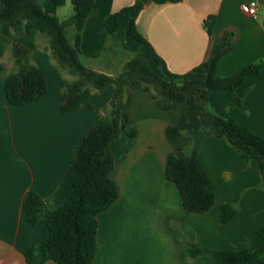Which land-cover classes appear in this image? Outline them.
Instances as JSON below:
<instances>
[{
  "label": "crops",
  "instance_id": "obj_1",
  "mask_svg": "<svg viewBox=\"0 0 264 264\" xmlns=\"http://www.w3.org/2000/svg\"><path fill=\"white\" fill-rule=\"evenodd\" d=\"M257 3L255 16L244 14L240 6ZM135 0H94L80 34V62L87 68L116 77L127 68L134 55L122 45L121 33L105 35L103 19L130 6ZM44 11L65 21L72 15L69 0L55 7L42 2ZM214 16L212 36L204 21ZM137 31L167 69L177 75L206 61L215 37L233 34V50L217 64L216 76L226 78L243 67L264 63V0H179L176 3L144 5L136 18ZM69 44L76 33L65 29ZM37 47V45H36ZM40 47V46H39ZM47 44L35 53V65L42 72L47 92L40 100L26 105H10L0 76V264H27L24 252L48 235L46 220L29 225L22 198L35 192L51 208L62 204L59 185L68 171L80 137L93 128L114 106L111 87L92 93L98 110L60 111L58 88L66 71H58L45 54ZM141 48V47H140ZM241 104L234 106L228 93H212L208 110L222 118H233L264 139V69L249 77L235 91ZM123 105L128 127L136 137L127 143L112 140L114 158L111 180L117 186V201L97 216V251L93 264H213L206 257L188 261L179 240L200 244L212 250H237L243 238L253 251L256 229L264 225V190L256 160L246 162L224 139L209 130L196 141L197 159L209 179L221 184L215 191L213 207L202 214L186 212L175 185L165 178L167 158L179 149L188 150L190 138L200 129L192 118L195 98L190 96L176 109L163 111L149 98L142 85H126ZM177 126L179 141L167 139L166 129ZM232 204L235 217L219 224L220 206ZM43 264H57L51 260ZM248 264H260L252 260Z\"/></svg>",
  "mask_w": 264,
  "mask_h": 264
},
{
  "label": "trees",
  "instance_id": "obj_2",
  "mask_svg": "<svg viewBox=\"0 0 264 264\" xmlns=\"http://www.w3.org/2000/svg\"><path fill=\"white\" fill-rule=\"evenodd\" d=\"M49 1L55 7L65 4V0ZM69 1L72 15L65 21H59L44 11L43 0H0V76L4 73L1 58L8 46L15 68L14 72L3 76L5 97L10 105L32 104L47 92L45 78L35 65L38 34L47 39L46 56L55 69L64 70L72 77L63 79L58 88L61 113L78 110L97 112L90 99L93 91L101 93L111 87L114 96V106L78 141L68 171L59 185L62 204L51 208L35 192L24 194L22 208L27 223L35 225L44 218L48 229L44 240L24 252L27 264H43L48 260L57 264H93L97 251V216L110 208L119 196L117 186L110 178L114 158L109 145L115 139L124 144L136 137V132L128 127V116L123 111V105L130 102L124 95L128 84L142 85L146 95L163 111L177 108L190 96L195 98L192 118L200 121V129L190 138L187 151L179 149L168 156L164 172L166 180L175 185L186 212L202 214L210 210L219 186L205 174L196 156V141L205 130L217 139H224L246 162L257 161L261 189L264 190V139L233 118H222L208 110V99L212 93H228L233 97V105L239 106L242 99L237 97L236 89L247 78L258 77L264 63L243 67L226 78L217 77L218 62L233 50V34L225 32L215 37L206 61L187 73L173 74L137 31L136 18L144 5L135 0L132 5L107 15L102 21V30L105 35L119 32L123 37L136 41L144 56L140 50L134 51L121 75L108 76L80 62V34L94 8V0ZM178 1L153 0L158 4ZM214 22V16H208L204 21L208 36H212ZM67 27L75 30L73 45L65 36ZM165 134L167 139L176 140L180 131L169 126ZM236 214L232 204H222L219 224L227 223ZM256 239V247L250 251L246 238L241 240L237 250H212L179 237L190 262L206 257L213 264H248L252 260L264 264V225L256 229Z\"/></svg>",
  "mask_w": 264,
  "mask_h": 264
},
{
  "label": "rangeland",
  "instance_id": "obj_3",
  "mask_svg": "<svg viewBox=\"0 0 264 264\" xmlns=\"http://www.w3.org/2000/svg\"><path fill=\"white\" fill-rule=\"evenodd\" d=\"M35 43H36V45H37V50L39 51L41 45H44L45 43L47 44V39H46L44 36L38 34V35L36 36ZM122 45H123V47L125 48V50H127V51H129V52H131L132 49L135 50V49L137 48L138 50H140L141 54L144 56V53H143L142 49L140 48V45H139L136 41L130 39L129 37L126 36V38L123 39V41H122ZM39 46H40V47H39ZM45 56H46V54H45ZM46 57H47V56H46ZM47 58H48V57H47ZM1 63H2V65H3V67H4V71H5L6 73H7V72L12 73V72L15 71V68H14V66H13V62H12V59H11V53H10V48H9V46L6 48V51L4 52L3 57L1 58ZM5 72H4V73H5ZM69 79H71V78H69ZM180 105H181V104H180ZM175 109H176V108H175ZM173 110H174V109H173ZM174 127H176V128L180 131V135H179L178 139L174 140V141L177 142V141H179V140L182 139V137H183V133L181 132V130H180L177 126H174ZM220 186H221V184H219L217 190L220 188Z\"/></svg>",
  "mask_w": 264,
  "mask_h": 264
},
{
  "label": "built area",
  "instance_id": "obj_4",
  "mask_svg": "<svg viewBox=\"0 0 264 264\" xmlns=\"http://www.w3.org/2000/svg\"><path fill=\"white\" fill-rule=\"evenodd\" d=\"M241 12L249 16H255L257 12V3L256 2H247L243 3L240 6Z\"/></svg>",
  "mask_w": 264,
  "mask_h": 264
},
{
  "label": "water",
  "instance_id": "obj_5",
  "mask_svg": "<svg viewBox=\"0 0 264 264\" xmlns=\"http://www.w3.org/2000/svg\"><path fill=\"white\" fill-rule=\"evenodd\" d=\"M143 5L147 4L148 2L150 1H153V0H139Z\"/></svg>",
  "mask_w": 264,
  "mask_h": 264
}]
</instances>
